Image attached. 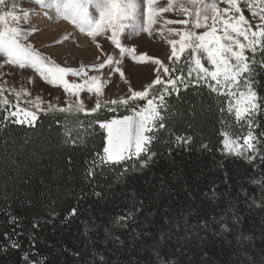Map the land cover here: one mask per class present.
I'll use <instances>...</instances> for the list:
<instances>
[{"label":"trees","instance_id":"trees-1","mask_svg":"<svg viewBox=\"0 0 264 264\" xmlns=\"http://www.w3.org/2000/svg\"><path fill=\"white\" fill-rule=\"evenodd\" d=\"M256 81L264 98V68ZM167 101L144 167L97 156V121L124 109L0 127V264H264V159L225 149L240 124L223 96L193 85ZM257 123L264 132V111Z\"/></svg>","mask_w":264,"mask_h":264},{"label":"snow or ice","instance_id":"snow-or-ice-1","mask_svg":"<svg viewBox=\"0 0 264 264\" xmlns=\"http://www.w3.org/2000/svg\"><path fill=\"white\" fill-rule=\"evenodd\" d=\"M25 2L38 6L49 19L54 16L69 21L93 41L111 33L107 38L119 49L120 58L107 55L104 61L89 66L61 67L27 42L31 32L21 27V21H29L36 9L22 7ZM221 4L227 6L221 7ZM241 4L250 18L244 15ZM173 11L187 19H165L163 14ZM176 24L185 25L186 29L167 27ZM154 25H162L155 29L161 36L167 33V42L172 46L168 59L175 65L171 68L151 56L137 57L134 47H126L121 42L125 34L127 37L140 32L151 35ZM125 55L150 60L159 66L157 72L162 70V74L142 91H133L129 86L130 95L106 99L105 87L109 81L108 74L102 70L106 65L115 66L114 70L123 78L118 65ZM182 56L184 66L181 67ZM6 66L32 69L47 84L62 88L66 106L59 107V98L55 104L44 101L40 95L32 98L23 83L17 87L6 78L12 75L5 71ZM258 68H264V0H166L164 3L161 0H0V127H7L9 123L35 127L40 113L58 111L75 115L97 113L102 108L112 113L127 110L130 114L120 118L97 121L107 133L103 156L97 154L100 163L139 161L141 167L146 166L156 155L151 148L160 138L157 133L166 126L163 113L169 111L167 97L173 94L179 97L181 88L193 85L206 86L210 92L223 96L226 105L220 111L233 115L240 124L239 130L223 132L225 149L237 155L251 153L247 156L249 160L257 155L264 159L261 141L264 132L255 131L259 127L257 114L264 111V98L258 96L255 87ZM89 71L95 74L89 75ZM172 73L179 74L173 77ZM85 91L95 97L94 107L86 108L80 98ZM138 101L146 104L140 105ZM190 141V137L175 138L177 144ZM142 155L147 159L142 160ZM12 246L19 247V244ZM100 264H104L102 258Z\"/></svg>","mask_w":264,"mask_h":264},{"label":"rangeland","instance_id":"rangeland-1","mask_svg":"<svg viewBox=\"0 0 264 264\" xmlns=\"http://www.w3.org/2000/svg\"><path fill=\"white\" fill-rule=\"evenodd\" d=\"M161 2L164 3L166 0H161ZM21 6L36 9V11L30 15L29 21H21V27L31 32L27 42L42 55L60 64L61 67L79 68L82 65L89 66L93 63L104 61L107 55L120 58L119 49L107 38L111 33L105 36H99L93 41L91 37L87 36L86 33L80 32L78 28L67 20L56 19L54 16L52 19H49V16L44 15V12L34 4L30 5L25 2ZM226 6L227 5L221 4V7ZM241 8L244 11V15L250 18V13L244 8L243 4H241ZM49 15L53 14L49 13ZM163 15L165 19L170 20L187 19L186 16L179 15L175 11L164 13ZM160 27H162V25H154L151 35H149L148 32H140L139 34L127 37V34H125V36L121 38V42L126 47H134L137 57L142 55L151 56L153 59H159L171 68L175 66L173 62L168 59V57L171 56L172 46L167 42V33L161 36L159 32L155 30ZM167 27L181 30L186 29L185 25L180 24L168 25ZM197 31H203V29H198ZM65 37L67 38L65 39ZM171 38L178 39V37ZM97 44H99V47H97ZM205 66L209 65L205 62ZM118 67L121 69V72H123V78H121L120 72L114 70L115 66L110 67L106 65L105 69L102 70L104 73L108 74L109 81L105 87L106 99H116L119 96L130 95L128 92L129 86H131L133 91H142L145 85L151 83L158 74H162V70H160L159 73L157 72L159 66L153 64L150 60L133 59L131 55L123 56ZM5 71L12 74L10 77L6 78L17 87L20 86V83H23L32 93V98L36 95H40L44 101L52 102L53 104L57 103V98H59V107L66 106L63 102L66 98L63 89L47 84L32 69L21 70L13 66H6ZM93 74H95V72L89 71V75ZM171 75L175 77L178 73H172ZM29 78H31V83H29ZM163 78L167 79L166 76ZM69 79H76L79 81L80 78L69 77ZM125 81H127V83H125ZM80 98L85 101L86 108L95 106V97L92 94L85 91L81 93ZM13 103H16L14 98ZM20 103L21 106H23V101ZM138 103L144 105L146 101H138ZM128 114L130 113L128 112L125 115ZM120 117L121 116H117L113 118ZM106 144L107 140L105 141V146Z\"/></svg>","mask_w":264,"mask_h":264}]
</instances>
